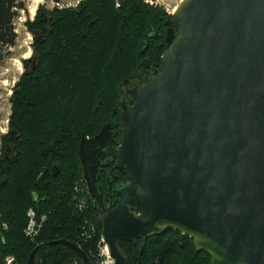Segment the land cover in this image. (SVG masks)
Masks as SVG:
<instances>
[{
    "label": "water",
    "instance_id": "1",
    "mask_svg": "<svg viewBox=\"0 0 264 264\" xmlns=\"http://www.w3.org/2000/svg\"><path fill=\"white\" fill-rule=\"evenodd\" d=\"M163 23L168 47L119 109V146L105 123L77 147L95 206L97 167L112 150L131 181L98 220L108 256L128 264L118 240L142 238V252L174 229L211 264H264V0H181ZM51 168L57 176L60 167ZM50 244L88 264L79 245ZM36 249L24 264H34Z\"/></svg>",
    "mask_w": 264,
    "mask_h": 264
},
{
    "label": "trees",
    "instance_id": "2",
    "mask_svg": "<svg viewBox=\"0 0 264 264\" xmlns=\"http://www.w3.org/2000/svg\"><path fill=\"white\" fill-rule=\"evenodd\" d=\"M27 12L25 0H0V61L14 45V20ZM166 13L141 0H83L76 7L39 5L25 21L33 35L36 61L22 60L24 71L13 87L8 130L0 146V258L24 264L36 247L34 264H82L66 246L81 247L88 264H102L101 230L85 183L77 147L82 135H95L118 102V87L144 56L155 59L165 49ZM161 35L151 42L149 35ZM141 50L144 52L141 53ZM52 164L60 167L53 176ZM83 189L87 205L76 207ZM41 228L27 234L29 212ZM93 227V229H92ZM118 240L128 264H211L205 251L178 230L150 237Z\"/></svg>",
    "mask_w": 264,
    "mask_h": 264
},
{
    "label": "rangeland",
    "instance_id": "3",
    "mask_svg": "<svg viewBox=\"0 0 264 264\" xmlns=\"http://www.w3.org/2000/svg\"><path fill=\"white\" fill-rule=\"evenodd\" d=\"M27 12L21 10L19 16L14 20L16 40L13 46L8 48L5 57L0 61V146L1 138L8 130L9 115L11 113V101L10 97L13 92V87L19 79L20 75L24 71L22 60L32 57V61L35 62V54L33 51L34 37L27 30L25 21L28 17L32 20L35 16L36 10L39 5H43L47 9H52L54 7L64 8V7H76L83 0H25ZM146 5L155 8H161L166 15L172 14L181 2V0H141ZM119 3V0H116ZM35 7H32L34 6ZM31 8H35L34 12H31ZM31 214L29 215V223L27 226V234L36 236L42 225L40 227L41 221L34 223L31 220ZM37 227H36V226ZM174 230V229H173ZM1 255V248H0ZM101 256V255H100ZM102 264H106L107 261L112 259L109 256H101ZM0 264H19V262L14 257L6 256L5 258H0Z\"/></svg>",
    "mask_w": 264,
    "mask_h": 264
},
{
    "label": "flooded vegetation",
    "instance_id": "4",
    "mask_svg": "<svg viewBox=\"0 0 264 264\" xmlns=\"http://www.w3.org/2000/svg\"><path fill=\"white\" fill-rule=\"evenodd\" d=\"M166 30L167 26L165 25V32L163 34L164 40L157 45V48H161L163 45L166 46L165 49L168 47V43L165 40ZM159 36L161 35H157V32H155V35H149V37H151V42H154V40L158 39L157 37ZM162 53L156 56L155 59L144 56L131 78L127 81H123L118 87L119 97L117 105L114 106L111 115L105 122L110 123V131L113 134V139L115 140L113 144L114 150L117 146H119L122 137L120 131L122 115L119 109L121 106H130L133 103V94L141 90L145 86L151 74L159 68L162 61ZM95 135L87 137H93ZM115 155V151L112 150V153L104 157V159L101 160L102 163L97 167L95 184L101 197V203H98L95 206L96 199L90 197L89 195L92 207L94 208V214L98 217V220L107 211L109 205L116 206L118 204L119 196L117 195L116 190L125 187L131 182L127 173L123 171V166L117 164V158Z\"/></svg>",
    "mask_w": 264,
    "mask_h": 264
},
{
    "label": "built area",
    "instance_id": "5",
    "mask_svg": "<svg viewBox=\"0 0 264 264\" xmlns=\"http://www.w3.org/2000/svg\"><path fill=\"white\" fill-rule=\"evenodd\" d=\"M81 180L83 181V179L81 178ZM75 190H76V192L78 193V195H77V197H75L76 198V207H77V209L79 210V211H83L84 209H85V207H86V205H87V200H86V198H85V196L87 195V196H89L88 195V193H87V189H86V185H85V193H86V195L84 196V194H83V189L82 188H80L79 187V184H77L76 186H75ZM31 214V220H33L34 221V223H37L36 222V219H35V211L33 210V209H31V212H29V215ZM44 216H42V220L41 221H43L44 220ZM40 225L41 224H38V226L40 227ZM36 226V225H35ZM37 227V226H36ZM92 229H93V227H92ZM31 236H33V235H31ZM101 242L103 243V245L102 246H100V254H101V256H108V253H107V251H106V247H105V244H104V242L102 241V238H101ZM113 261V260H112ZM107 263H111V261H107L106 262V264ZM113 263H114V261H113Z\"/></svg>",
    "mask_w": 264,
    "mask_h": 264
},
{
    "label": "bare ground",
    "instance_id": "6",
    "mask_svg": "<svg viewBox=\"0 0 264 264\" xmlns=\"http://www.w3.org/2000/svg\"><path fill=\"white\" fill-rule=\"evenodd\" d=\"M32 7H35V5L32 6ZM175 8H176V7H175ZM31 10H33V11H31V12H34L35 8H33V9L31 8ZM174 10H175V9H174ZM174 10H173V11H174ZM106 250H107V248H106Z\"/></svg>",
    "mask_w": 264,
    "mask_h": 264
}]
</instances>
